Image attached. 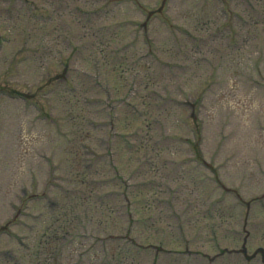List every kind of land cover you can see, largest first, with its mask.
I'll return each instance as SVG.
<instances>
[{
    "label": "rangeland",
    "instance_id": "rangeland-1",
    "mask_svg": "<svg viewBox=\"0 0 264 264\" xmlns=\"http://www.w3.org/2000/svg\"><path fill=\"white\" fill-rule=\"evenodd\" d=\"M0 264H264V0H0Z\"/></svg>",
    "mask_w": 264,
    "mask_h": 264
}]
</instances>
